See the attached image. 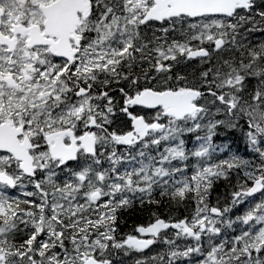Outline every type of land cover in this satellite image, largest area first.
I'll return each instance as SVG.
<instances>
[{
    "label": "snow or ice",
    "instance_id": "6c2138e0",
    "mask_svg": "<svg viewBox=\"0 0 264 264\" xmlns=\"http://www.w3.org/2000/svg\"><path fill=\"white\" fill-rule=\"evenodd\" d=\"M257 33L264 0H0V264H264ZM163 199L166 218L120 235Z\"/></svg>",
    "mask_w": 264,
    "mask_h": 264
},
{
    "label": "trees",
    "instance_id": "16d2710c",
    "mask_svg": "<svg viewBox=\"0 0 264 264\" xmlns=\"http://www.w3.org/2000/svg\"><path fill=\"white\" fill-rule=\"evenodd\" d=\"M252 39L254 41H258L259 38L254 35ZM188 71L190 72L191 68L188 69ZM237 142L240 144L239 141ZM230 192L231 191L228 192L219 191L218 194L220 196L229 195ZM216 194L217 192L214 193L211 192L209 200L212 204H215L214 202L215 197L213 196H215ZM156 198L160 199L158 193H156ZM166 201H167L166 199H163L159 207H157L156 205H145L144 207H141L140 205L137 206L134 205L131 209L124 211L120 217V229H119L120 235H124L126 233L133 231L137 225L149 223L152 219L151 216L152 212H157L158 214L166 218L170 212V207H172L169 205V202ZM193 208H194V204H189L187 211L181 208L179 212H173L172 214L177 215L185 211V214L187 215L189 212L193 210Z\"/></svg>",
    "mask_w": 264,
    "mask_h": 264
},
{
    "label": "flooded vegetation",
    "instance_id": "af4514ba",
    "mask_svg": "<svg viewBox=\"0 0 264 264\" xmlns=\"http://www.w3.org/2000/svg\"><path fill=\"white\" fill-rule=\"evenodd\" d=\"M196 63H197V61H196ZM235 136H236L235 132L227 131L225 129H220L219 134L214 139V143H218V145L227 143L231 146V152L234 153V147H233L232 143H233V140L235 139ZM216 155H217L216 157H213L214 160L225 159V158H227L228 153L227 152H223V153L217 152ZM234 184H235V173H233L230 180H228V181L223 180V179H221L220 181H217L214 184L212 191H227V190H230L231 185H234ZM166 202H168V201H166Z\"/></svg>",
    "mask_w": 264,
    "mask_h": 264
},
{
    "label": "rangeland",
    "instance_id": "374dc122",
    "mask_svg": "<svg viewBox=\"0 0 264 264\" xmlns=\"http://www.w3.org/2000/svg\"><path fill=\"white\" fill-rule=\"evenodd\" d=\"M196 67H198V64H197V65H194L193 69L196 68ZM194 144H195V140H194V138H192V139L190 140V142H189V147L192 148ZM194 163H195L194 160L191 161V162H190V167H191V165L194 164ZM189 171H190V169H188V173H189ZM246 207H247L246 205H241V206H239L238 209H237V212H236V213H237L238 215H242V214L244 213ZM159 248H160V245H155V246H153L152 254H154L155 251L158 250ZM139 255H140V254H138V253H133V254H131V255L128 256V257H123V256H121V259L124 261V264H133V261H134L136 258H138Z\"/></svg>",
    "mask_w": 264,
    "mask_h": 264
}]
</instances>
